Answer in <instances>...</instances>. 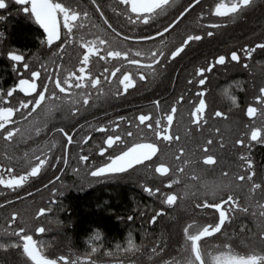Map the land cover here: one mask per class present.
<instances>
[{"label": "snow or ice", "instance_id": "obj_1", "mask_svg": "<svg viewBox=\"0 0 264 264\" xmlns=\"http://www.w3.org/2000/svg\"><path fill=\"white\" fill-rule=\"evenodd\" d=\"M20 4H27L30 7H25V12H30L35 20L43 27L47 34V43L52 45L56 41L61 40L60 23L61 17L63 26L66 29V36L63 43L60 44L61 50L65 45H70L76 39H79L82 47L83 55L78 68L79 75L76 71L66 70L67 76L61 79L59 72L55 75L53 80L52 75H48V82L43 83L40 87L43 90L38 91L37 81L41 78V71H32L31 79H20L18 83L10 88L5 96L3 91L0 90V104H6L9 98L13 96V93L19 90L26 97L35 96L32 99H26L20 101L19 107L0 106V139L5 144V149H12L17 142L25 137H31L32 133L39 135L43 130L40 124L47 127L46 120H41L39 117V111L42 110L45 118H50L57 111H65L72 115H78L81 111V107L90 106V102L93 104L96 102L106 100L113 95L111 88L106 90L105 85H110L113 78L118 80V87L116 88L114 95L120 97L129 93L130 89L137 87V80L149 81L151 77L155 80L161 75L157 69L161 68L162 64L168 61H174L182 52L185 51L191 43L202 41L205 36H214L213 31H206L203 34H186L178 46L174 47V50H169L170 54L166 55L165 51L154 48L152 50L137 51L136 57L131 58L129 55L130 50L122 48V41H134L136 43L147 42L155 40L157 37L163 38L164 34L175 29L186 18V14H190L191 10L198 7L202 0H189L186 6L182 10L178 11V14L171 19L166 26H161L160 29H156L152 35L140 34V35H125L123 30H119V25L113 26L114 22L110 17L105 14L100 3L97 0H91V5L94 6L95 12L98 13L102 20L101 24H94L92 27L98 30V34H94L91 40H86L83 36H73L74 29H83L84 20L90 19V13L87 10H77L65 6L64 3L54 2V0H18ZM119 7L113 8L112 11L117 16H124L126 19L133 23H143L144 25H150L155 22L158 16L167 14L169 10L174 9L177 4V0H118ZM256 4V0H228L227 3L221 0L214 8V15L218 17H239L246 9L252 8ZM6 7V0H0V8ZM204 16V13H200ZM3 19V17H0ZM221 24H210L211 28H219ZM203 27V25L201 26ZM164 41L161 39V44ZM101 49L106 52V56H101ZM257 50H264V42L257 43L254 46L248 44L243 45L240 51H231L230 56L223 54L215 56L212 62L206 64V66H200L194 70V79L198 80L199 85L205 86L208 79L206 73L211 72L217 65H226V63L237 62L240 63L243 58L251 59ZM93 56L99 57L101 60L112 58L116 61H123L129 67H134L135 72L123 71L122 66L115 67L109 74L105 69L103 79L97 75L93 78L91 71L89 70V64ZM9 59L19 63L24 61V57L15 51L8 52ZM245 68L249 65L245 62L243 64ZM23 67L28 69L29 65L24 63ZM47 74L48 69L45 65H41ZM122 73L118 76V74ZM75 82V83H74ZM49 83L54 85V89H58L62 95H57L54 89L49 88ZM188 84H192V80L187 81ZM73 87L77 90L88 89L96 91V95L93 96L89 91H77L73 92ZM207 92L206 87H202L197 93L198 104L195 105L194 110L191 112V124L196 128L203 130L208 124V119L205 118L204 113L208 107L205 94ZM259 94L254 97L256 104H249L246 109V116L250 119L251 124L247 126L250 129V141H257L264 143V86L258 89ZM233 102L236 101L235 97H232ZM181 101L188 102V98L180 96L175 103L171 105L170 111H168L165 117H156L153 121L152 113L147 115L141 113L136 117L138 124L136 125L139 130L140 125H144L147 130L154 132L158 142H139L132 143L126 150L121 151L118 155L109 156V163H105L102 166L95 167L94 171H91V176L100 177L108 174H119L126 172L129 169H133L137 165H142L145 161H149V167L153 163V157H156L159 161L155 163L154 172L161 177H168L170 174H175L176 179H169L167 187L171 189L174 184L181 183V175L184 173V167L177 165L175 169L170 166V160L181 161L182 164L187 165L195 163L192 159L195 155V150L189 152L184 145H181V136L173 132V122L177 115V105ZM154 106L159 109L161 107V100L154 101ZM23 110V111H22ZM215 117L223 118L225 113L216 111ZM14 116H19V120L13 119ZM127 118L123 115L117 116L118 122H123ZM166 119V123L163 120ZM256 121H260V126H256ZM115 128H119L120 124H113L112 121L108 122ZM129 124H132L131 120H128ZM19 125V126H18ZM54 132L62 134L69 145L73 141V135L66 131L64 128L53 129ZM97 131L107 132L108 129L104 125H101ZM216 134L220 133V129H215ZM128 136L133 133H127ZM188 133L186 132V138ZM86 137L85 139H89ZM248 138V132L241 135V138L235 140L236 145H244L245 140ZM121 141V137L118 135H108L105 144L108 148H112L114 144H118ZM166 142L167 146H171L175 142L179 146L175 152H165L160 143ZM214 141L212 138H208L202 145H196L197 148L202 149L203 164L206 166H215L217 164V156L213 150ZM223 145L221 144V147ZM105 148H101L100 152L103 154ZM49 149V153H50ZM185 157H188L185 159ZM29 166L28 170L23 171L21 174H16V171L12 167H7L6 164L0 163V185L7 188L16 189L25 184L29 177L37 176L41 173L42 168L49 162V157L44 152L40 155L35 154V150L30 153H25L22 158ZM80 159L87 161L88 156H81ZM241 164V170H244L246 174L231 173L224 171L215 180L203 181L204 191L201 194L203 197L202 203L194 205L195 208L200 210L212 209L218 213V222L215 224H206L199 228V230L192 231L193 225L196 221H192L191 224H187L183 227L182 233L184 237V244L187 250V257L183 261V264H264V204H260L255 200V193L259 190L262 199H264V185L256 183L254 178L256 176L254 162L250 156L243 154L239 157ZM13 160V156L7 157V163L10 164ZM67 163V159L64 160ZM4 172H7V178L4 176ZM196 179H199L198 177ZM193 185L185 184L182 191L183 199L196 196L197 194L191 191ZM146 191L151 192L152 189L146 188ZM160 192L159 188L155 190ZM244 194V198L253 204L256 211L253 212V216L256 220L257 231L252 236L253 244L249 247L246 254H240L236 252L233 247L229 245L224 246V250H218L215 255L207 252L202 247V240L207 237H211L216 233H220L223 226L232 218L237 210L248 212V207H242L241 195ZM28 195H31L30 193ZM208 197L213 202H209ZM226 197V198H225ZM19 199V197H18ZM178 196L176 192H169L166 194L163 203L169 206H173L177 203ZM218 200V202H216ZM6 204L11 203L5 201ZM3 207V205H0ZM43 214L44 210H40ZM164 213V209L161 208L153 217V223L157 218ZM19 213L13 211L11 213V220L9 223L16 221ZM131 219V217H129ZM23 222V221H21ZM37 231H44L43 228H38ZM7 234V233H6ZM11 235L17 236L18 241L11 243H0V249H19L22 246L23 254L26 255L34 262V264H74L70 262L66 257H59L57 259H50L43 255L36 246V241L32 235L25 234V227H19L13 229ZM258 242V246L256 244ZM155 251V249H153Z\"/></svg>", "mask_w": 264, "mask_h": 264}, {"label": "trees", "instance_id": "obj_2", "mask_svg": "<svg viewBox=\"0 0 264 264\" xmlns=\"http://www.w3.org/2000/svg\"><path fill=\"white\" fill-rule=\"evenodd\" d=\"M54 1L64 3L65 6L77 10H87L90 13V19L83 21L84 28L74 29L73 36H83L86 40H91L94 34H98V30L92 26L94 24L102 25V20L98 13L95 12L94 6L91 5V0ZM97 2L101 4L105 14L114 22L113 26L119 25V31L122 23L121 16H117L112 11L113 8L119 7L118 0H97ZM256 16L257 13L252 14V18ZM0 17H3V19H0V90L3 91L5 96L8 90L17 84L19 72H22L24 75H31L32 71H41V78L37 81L38 91L43 90L40 86L48 82V75H52L53 80L55 79L57 71L61 79L67 76L66 70L76 71L77 75H79L78 68L84 50L80 45L79 39H76L70 45H65L64 49L61 50L60 44L63 43L66 36V29L64 27L61 29V40L48 45L42 29L32 19V16L24 15L15 5L6 1V7L0 8ZM260 17H256L254 22L259 23ZM242 18L246 21V13L242 14ZM205 22V32L213 31L215 34L212 37L205 36L206 41L203 45L191 48L190 56L193 54L197 55L199 49L201 51L205 50L206 55L213 54L217 50V43L229 39L231 36L230 25L226 27L222 25L215 32L214 28L209 27L210 24L208 23L210 21ZM223 22L225 23L226 21L219 23ZM227 22L226 24H228ZM246 26L245 22L242 23L239 30H245ZM9 51L21 54L25 58L24 61L17 63L9 59ZM100 55L106 56V52L101 49ZM24 63L29 65L27 71L23 67ZM107 64L110 65V69L117 66V62L112 58L101 60L99 57L93 56L88 66L93 78L99 75L103 79ZM41 65L46 66L48 69L47 74L41 68ZM161 82L166 83V78L161 79ZM160 86H163L162 83L157 85L156 92L152 94L147 93L146 87L142 86L141 89L130 91L122 99L115 96L114 92L116 89H112L113 95L109 98L106 100L102 99L94 104L90 102V106L81 107V111L91 113L94 117L100 118L107 111H116L117 106L112 105L118 104L119 100L125 99L124 103L128 104L129 102H127L126 98H130V103L132 104L137 102L138 99L136 98H138V95L143 97V101H145L144 99L149 100L153 97L161 96L162 94L160 93L163 90ZM165 86L166 84H164ZM49 88L54 89V85L49 83ZM54 90L58 96L62 95L58 89ZM72 91H89L93 96L97 94L90 87L79 90L73 87ZM228 96H230V93H228ZM139 100L142 101L141 98ZM20 101H24L23 98L17 92H14V95L9 98L8 102H10V105L19 107ZM108 103L112 105L107 110ZM6 105L9 104H0V106L5 107ZM39 117L41 120H46L47 123L46 128L43 124L39 125L43 128L39 135L32 133L30 138L25 137L19 140L12 149H5V142L0 139V163L14 168L16 174H21L29 168L28 164L22 159L25 153L31 154L35 150L36 155L44 152L49 157V162L42 168L41 173L37 176L29 177L23 186L12 189L0 185V199L13 201V205L8 210L2 213L0 211V243L18 241L19 238L17 236L11 239V232L13 229L25 227V234L33 236L37 248L42 251L45 247V251H42L45 256L50 257V252H54L51 254L55 256L56 253V256L52 259H55L57 254L60 253L68 261L74 262L75 254L73 255V252H76L77 256L84 259L104 261L107 258L113 257L112 251L133 250L142 245L155 247V244L158 243L159 254L157 255L169 256L177 254L178 260L170 259L169 261L173 264H182L188 254L184 239L180 238L181 226L187 222L186 216L189 217L190 224L192 221H196L192 227V231L199 230L203 224L209 222V220H206L209 218L207 217L205 221L204 218L201 220L197 216V212L194 211V208L190 206L187 208V211H189L187 214H183L182 211H178L179 213L175 212L173 214L174 222L169 223L167 217L165 218L164 216L158 218L157 223L153 227H150L155 229L156 232L151 234L152 236L149 234L150 236L143 237L144 231L138 227L135 219L146 213L144 224H147V217L154 212V208L153 202L143 195L141 190L129 186L135 183V174L128 176L125 181L126 185L124 186L121 184H109L95 188H86L90 182V179H87L88 174L74 172V168L82 166L79 159L75 158L74 154L66 151L67 142L64 136L53 131V129L64 128L66 131L71 132L74 115L65 111H57L52 117L45 118L43 111L40 110ZM13 119L19 120V116H14ZM49 149L51 150L50 153ZM8 156H13L10 164L7 163ZM65 158L67 159V163L64 162ZM254 159L255 167L259 168L254 180L256 183L264 185V147L260 146L256 148L255 146ZM3 174L7 178V172ZM29 193L31 195H28ZM254 195L257 202L264 204V199H262L259 190ZM17 201L24 202V207L26 205L31 210H28L30 212L28 217L27 213L22 211L24 207L16 204ZM242 207H248L249 210L253 208V211H256L253 204L252 207L251 205H244ZM41 209L44 210L43 214L40 212ZM13 211H17L19 215L15 222L9 223ZM130 215H133V219L131 221L125 220L124 225L116 220L117 216H123L125 219ZM246 215L247 213L241 211L238 214L239 220L234 229V232H237V234H245L250 230V225L245 218ZM26 222L30 223L27 224ZM253 223L254 232L256 233V220ZM38 228H43L44 231H37ZM229 228L227 226L225 230ZM47 230H51V232ZM53 237L56 238L52 241ZM215 238L217 239L214 240ZM222 238L213 237L202 240V247L206 244L210 245V240L217 241L216 245H210L213 248L218 249V245H221L219 249L223 250L224 243L228 242L240 254H246V251L250 247V244L246 246V240H242L240 237L235 238L234 236L233 239ZM256 244L258 246V242ZM179 246L183 247L184 250L180 253L176 251L169 253V248L173 250L179 248ZM121 255L126 258L132 257L130 256L131 254ZM0 264L33 263L23 254L21 246L19 249H0ZM74 264L88 263L80 260Z\"/></svg>", "mask_w": 264, "mask_h": 264}, {"label": "flooded vegetation", "instance_id": "obj_3", "mask_svg": "<svg viewBox=\"0 0 264 264\" xmlns=\"http://www.w3.org/2000/svg\"><path fill=\"white\" fill-rule=\"evenodd\" d=\"M8 3L13 4L22 12L24 15L32 16V19L36 22L34 16L30 12H25L23 9L25 7H30L27 4H20L16 0H6ZM56 2V1H54ZM189 0H177L176 7L174 9L169 10L167 14L158 16L155 19V22L150 25H144L143 23L133 24L129 22L126 17L121 16V25L120 30L122 29L125 35H140L147 34L152 35L156 29H160L161 26H166L171 19H173L179 10H182L184 6L187 5ZM221 0H202L201 4L198 7H195L191 10L190 14H186V18L183 19V22L179 24V26L175 29V31H171L169 33L164 34L163 38L157 37L155 40L136 43L134 41H122L121 47L125 50H130L129 55L131 58H141L144 57H136L135 53L137 51L143 50H152L154 48H159L165 51L166 55L170 54L169 50H174L175 46H178L179 42L185 38L186 34H203L206 29L205 21H214L212 23H219L222 21H228L224 23H219L223 26L230 25L231 27V36L229 39L220 41L217 43V50L214 51L213 54L206 55V51H201L199 49L198 54L191 55V48L195 46H200L205 43V38L202 41L191 43L189 47L185 49L174 61L170 60L165 64L161 65V68H158L157 71L161 72V75L158 76L155 80H152L151 77L149 81H139L137 80V87L135 89H141L142 86L146 87L147 93L152 94L156 92V87L158 84L162 83L163 86L159 97H153L152 99H144L142 96H137V102L130 103L131 99L126 98L129 102L126 104L123 100H119L118 104H107L108 108L112 106H117L116 111H107L102 114V117L97 118L94 117L91 113H84L80 111L78 115H74L72 120V131L69 132L73 135V141L71 145L67 142L66 148L67 152L74 154L75 158L79 159L81 167L74 168V172L76 173H85L88 174L92 179H100L105 180L104 182L97 183L92 188L98 186H104L109 184H118V185H126V179L130 174H135V183L130 184L129 186L135 189H139L142 191L143 195H145L150 201L153 202L154 212L147 217L148 223L144 224L145 214L137 217L135 219V223L139 228L143 229V237H148L151 234L155 233L156 230L150 227H153L155 223L152 221V217L160 211L161 208L164 209V213L160 216L167 217V220L170 222H174L173 214L178 211H182L183 214L189 213L187 211L188 207H193L194 211L197 212V216L202 220L208 217L209 222L203 224H215L218 222V213L212 209L200 210L194 207L197 203H202L203 197L201 194L204 191L203 181L208 180L212 181L220 177V174L224 171H229L231 173L237 174H246L244 170H241L240 164L241 161L239 159L240 155L243 154L245 156H250L253 162L255 161V146L264 147V143L257 141H250V129L247 127L251 124L250 119L246 116V109L249 104H257L254 97L259 94L258 89L264 86V50H257L254 53L251 59L243 58L240 63L230 62L226 63V65H217L213 71L206 73L208 79L206 81L205 86H201L198 83V80L194 79V70L200 66H206L207 63L212 62L215 56L223 54L226 56H230L231 51H240L243 45L248 44L250 46H254L257 43L264 42V0H256V4L249 9H246L244 13H246V21L242 18V13L239 17H218L214 15V8L217 3H220ZM225 3L228 0H224ZM212 6V7H211ZM203 12L204 16H201L200 13ZM257 13L256 17L261 16L259 19V23L254 22L255 18H252V14ZM197 14V18H196ZM262 14V15H261ZM211 15V16H209ZM196 18V19H195ZM219 20V22H217ZM208 24H212V23ZM246 23V29H240L242 23ZM37 23V22H36ZM38 24V23H37ZM207 24V25H208ZM203 25V27H201ZM63 22L61 17L60 23V31L63 29ZM196 27V28H195ZM191 28V29H190ZM193 28V29H192ZM220 28V27H219ZM217 28H215V32ZM161 39H163L164 43L161 44ZM116 61V60H115ZM23 62V61H22ZM19 62V63H22ZM117 66H122L123 71H132L135 72L136 69L134 67H129L123 61H116ZM247 63L249 67L245 68L243 66L244 63ZM106 68L110 74V72L115 68L112 67L110 69V65L107 64ZM25 69V68H24ZM27 71V69H25ZM122 73L118 74L121 75ZM20 79H31V75H24L22 72L18 73ZM167 80V82H161V79ZM192 80V84H188L187 81ZM166 84V88L164 87ZM118 80L114 78L110 85L106 84V90L108 88L116 89L118 87ZM202 87L207 88V92L205 94V99L208 107L205 110L204 116L208 119V124L203 128V130L196 128L191 124V112L194 110L195 105L198 104L197 93L201 90ZM133 89H130L132 91ZM23 100L31 99L35 96V93L32 96H25L19 90L16 91ZM230 93V96H228ZM129 94V93H127ZM127 94L120 96L119 99L124 98ZM14 95V93H13ZM185 96L188 98V102L181 101L179 105H177L178 111L176 118L173 122V132L181 136V145H184L189 152L195 150V155L192 157L195 160V163H190L187 165L182 164L181 161L170 160V166L175 169L177 165H181L184 167V173L181 175V183L174 184L171 189H169L166 185L169 179H176L175 174H170L168 177H161L159 174L154 172L155 163H158L156 157H153V163L151 167H149L150 162L145 161L142 165H137L133 169H129L126 172L119 174H108L102 175L100 177L91 176V171L95 170V167L102 166L105 163H109V156L118 155L121 151L126 150L127 147H130L132 143L139 142H158L157 138L154 135V132L151 130H147L144 125H140L139 130L136 125L139 123L136 117L139 114L143 113L145 115L152 113L153 121L156 117H165L166 113L170 111L171 105L176 102V100L180 96ZM232 97L236 98V101L233 102ZM142 99L140 101L139 99ZM135 99V98H134ZM160 99L161 107L157 109L154 106V101ZM9 105L6 107H10ZM113 110V109H112ZM216 111H221L225 113V117L217 118L214 113ZM116 113V115H114ZM85 114V115H84ZM123 115L127 119L123 122H118L116 120L117 116ZM128 120L132 121V124L128 123ZM109 121H112L113 124L119 123L120 127L117 129L112 125H109ZM166 123V119L163 120ZM104 125L107 127V132H99L97 129ZM256 126H260V121H256ZM219 128L220 133L216 134L215 129ZM133 133V135L128 136L127 133ZM186 132L188 136L186 138ZM245 132H248V138L245 140L244 145H236L235 140L241 138V135ZM108 135H118L121 137V141L118 144H114L112 148H108L104 143ZM86 137H90L89 139H85ZM208 138H212L214 141L213 150L217 156V164L215 166H206L203 164L202 157L203 151L200 148H197L196 145H202ZM221 144L223 145L221 147ZM255 144V145H254ZM177 145L175 142L171 146H167L166 142L160 143V147L165 152H175L176 149L181 146ZM105 148V152L101 154L100 149ZM88 156L89 159L84 161L80 159L81 156ZM188 157H185L187 159ZM255 166V162H254ZM256 174H258L259 168L255 167ZM199 179H196V178ZM185 184H191L193 187L191 191L196 193V196L183 199L182 191L184 189ZM151 188L152 191H146V188ZM156 188L160 189V192L157 193ZM169 192H176L178 196L177 203L173 206H169L163 203L165 196ZM241 195V204L251 205L245 198L243 192ZM226 198V197H225ZM209 202H213L210 197H208ZM5 201H9L11 203L6 204ZM218 202V200L216 201ZM24 202H18L17 205L24 207ZM0 207L1 213L5 210H8L12 205L13 201L11 200H2L0 199ZM6 207V209H5ZM12 210V209H11ZM24 213L28 212V208L25 205L22 208ZM11 212V211H10ZM240 210H237L234 214H232V218L226 222L223 226L220 233H216L211 237L204 238L211 239L213 237H223L226 238H235L236 237H249L252 238L254 232V216H253V208H251L246 215V221L250 225V230L245 234H237L234 232L236 223L238 222V214ZM243 212V211H241ZM179 213V212H178ZM2 215V214H1ZM169 215V216H168ZM131 217V219H129ZM158 217V218H160ZM157 218V219H158ZM243 218V216H242ZM241 218V219H242ZM133 219V215L128 216L124 219L123 216H117L116 220L122 225L125 224L126 221H131ZM186 223L181 226V235L180 238L184 239L182 229L185 225L190 224L189 217L186 216ZM184 219V220H185ZM126 220V221H125ZM229 226L230 228L225 230V228ZM150 234V235H149ZM152 236V235H151ZM155 236V235H154ZM233 236V237H232ZM11 239L15 236L10 235ZM34 239V238H33ZM215 238L214 240H216ZM222 241V240H221ZM225 241V240H224ZM210 245H216L217 241L210 240ZM230 243H224L223 246L229 245ZM247 244V243H246ZM252 245V243H249ZM155 247H147L146 245H142L137 249H131L127 251H112L111 254L113 257L107 258L104 261H94L92 259H84L77 256L76 252L74 263L78 261H86L88 264H115L114 260L119 259H127V263L130 264H156L157 261L155 259V254L158 253L159 249L157 247L158 243L155 244ZM210 245H204L203 248L210 252L212 255H215L221 245H218L217 248H213ZM37 246V245H36ZM155 249V251H153ZM184 248L179 246V248L170 249L169 253H173L176 251L180 253ZM224 250V249H223ZM41 251V250H40ZM237 252V251H236ZM41 253L45 255L42 251ZM119 253V254H117ZM121 254H131L132 257H124ZM63 256L62 254H57V259L59 261V257ZM52 259V257H48ZM131 259V260H129ZM153 260V262H150ZM124 262V261H123ZM169 263L173 264L169 261ZM116 264H121V260H119ZM183 264V263H182Z\"/></svg>", "mask_w": 264, "mask_h": 264}, {"label": "rangeland", "instance_id": "obj_4", "mask_svg": "<svg viewBox=\"0 0 264 264\" xmlns=\"http://www.w3.org/2000/svg\"><path fill=\"white\" fill-rule=\"evenodd\" d=\"M87 179H90V182H89V185L86 187V188H92L94 185H96L97 183H101V182H104L105 180H100V179H92V178H90V176L88 175V177H87ZM85 188V189H86ZM84 191V190H83ZM166 197V196H165ZM28 210L29 211H31L29 208H28ZM30 212H27V217H28V214H29ZM27 224L28 223H30V222H26ZM45 230H46V228H45ZM48 232H51V230L49 231V230H47ZM233 237V236H232ZM55 238L56 237H53V239H52V241L53 240H55ZM233 239V238H232ZM242 240H246V246L247 245H249V243L251 242V243H253V241H252V239L251 238H245V237H243V238H241ZM60 240V239H59ZM58 240V241H59ZM251 246V245H250ZM43 252L45 251V247L43 248V250H42ZM248 251H246V253H247ZM54 253V252H50V257H52V258H54L55 256H56V253H55V256L54 255H52V254ZM157 254H159V253H157ZM157 254H155V259H153L154 261L156 260L157 261V263L156 264H171V263H169V260L171 259V260H174V259H176V260H178V256H177V254H171V255H169V256H164V255H157ZM119 260H121V264H130V263H127V259H119ZM119 260H114V263L116 264ZM129 260H131V259H129ZM153 260H151L150 262H153ZM124 261V262H123ZM135 264H137V262H135ZM142 264V263H141ZM147 264H149V263H147Z\"/></svg>", "mask_w": 264, "mask_h": 264}, {"label": "water", "instance_id": "obj_5", "mask_svg": "<svg viewBox=\"0 0 264 264\" xmlns=\"http://www.w3.org/2000/svg\"><path fill=\"white\" fill-rule=\"evenodd\" d=\"M16 1H18V0H16ZM37 22V21H36ZM38 23V22H37ZM38 25L40 26V28L42 29V31H43V33H44V35H45V38H46V42H47V34H46V32L44 31V29H43V27L38 23ZM56 42H58V41H56ZM56 42H54V43H56ZM53 43V44H54ZM48 44V43H47ZM49 45V44H48ZM215 235V234H214ZM28 259L31 261V259L28 257ZM33 264H34V262L33 261H31Z\"/></svg>", "mask_w": 264, "mask_h": 264}]
</instances>
